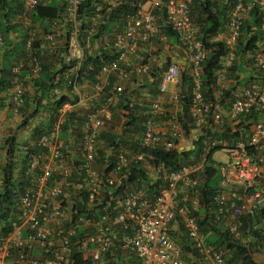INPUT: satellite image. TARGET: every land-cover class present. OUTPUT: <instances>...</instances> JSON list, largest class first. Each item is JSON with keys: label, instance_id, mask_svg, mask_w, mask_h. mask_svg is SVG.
<instances>
[{"label": "built area", "instance_id": "1", "mask_svg": "<svg viewBox=\"0 0 264 264\" xmlns=\"http://www.w3.org/2000/svg\"><path fill=\"white\" fill-rule=\"evenodd\" d=\"M43 1L22 0L23 26H28L27 12ZM82 1L63 0V22L70 36L64 63L73 61L75 72L80 61L74 52L79 50L82 58L87 53L79 38L83 33L87 40L97 26L93 18L89 28L82 29L85 22L78 13ZM191 2L138 0L135 12L124 16L110 39L112 60L103 63L95 77L91 94H103L99 109L86 111L77 129L67 130L63 137L60 126L71 113L70 104L58 110L56 120L36 140L39 151L29 156L23 173L27 186L11 210L1 197L0 175V218H12L8 232L0 233V264H71L77 247L92 264H183L181 250L170 235L178 230L200 264H227L197 224L198 187L205 172L213 170L216 184L206 210L214 221L225 224L234 239L243 219L264 210V0H235L224 26L211 37V42L225 48L212 73V99L203 87L208 52L197 39ZM253 7L260 14V39L243 57L250 60L249 78L236 85L228 76L237 61L240 28ZM162 8L164 24L177 41L174 45L185 54L183 64L153 56L155 41L170 40L159 33L156 12ZM98 10L95 6L94 15ZM57 27L54 22L52 37L59 36ZM76 76L68 82L72 91ZM154 78L158 81L151 91ZM130 80L145 90V98L137 99L144 118L137 148H104L98 135L109 127L111 109L122 94H131L130 87L124 89ZM14 101L18 107L22 103L20 86ZM198 141L197 155L175 169L168 170L154 159L155 151L181 154L194 150ZM216 151L226 154V162L213 160ZM133 167L142 170L147 185L137 175L128 180ZM79 205L84 215L74 218ZM106 254L109 258L102 261ZM260 255L264 264V244Z\"/></svg>", "mask_w": 264, "mask_h": 264}, {"label": "trees", "instance_id": "2", "mask_svg": "<svg viewBox=\"0 0 264 264\" xmlns=\"http://www.w3.org/2000/svg\"><path fill=\"white\" fill-rule=\"evenodd\" d=\"M137 1L138 0H83L78 10L81 22H85L82 24V29L89 28L91 19L95 18L97 21V26L90 36L89 43L92 44L101 37H109L111 39L112 35L119 31L124 16L135 12ZM234 1L235 0H192L190 4V16L193 24L197 28V39L208 52L203 63L202 81L204 91L209 99H212V92L209 88L212 83V73L218 66L220 57L225 51L222 43L211 42L210 39L224 26L227 10L232 6ZM241 1L246 2V0ZM21 5L22 0H0V26L4 25L3 28L5 31L14 27L9 25V21L19 13ZM95 6H99V10L96 12L97 15H94ZM63 11V0H44L43 3L31 10L30 16L33 21H51L58 19ZM156 15L159 33L177 43L174 34L164 24V9L162 8L157 11ZM259 22V10L257 7H253L240 28V37L237 40L235 51L237 61L232 68H230V74L228 76L236 85L241 84V82H246L249 78L248 73H245V66L250 63V60L246 63L243 57L255 47L260 39V32L258 30ZM108 43H110V41ZM109 50H111V46L106 50L98 49L96 53L85 55L78 65L76 72L77 82H86L87 84L93 83L99 72L100 66L112 60L113 54H111ZM43 54L45 55L46 52ZM53 58L54 54L43 57V59H47V61L40 64L38 76L32 81V95L27 98L24 95L22 96V98L25 97V99L24 103L19 107V113L23 118L19 127H24L28 120L35 117V115L40 113L44 114V121H39L31 130L30 135L33 140V145L29 149L30 152L27 151L25 153V158L28 157V153L39 151L36 140L56 120L58 110L63 105L73 104L75 101L71 100L67 95H55L53 93L61 89V74L71 70L74 66V62L65 64L59 60L58 65L54 66L52 61L54 60ZM182 79L184 80V77H182ZM157 81L158 79L154 78L150 83L149 88L151 91L154 90ZM66 88L68 89L67 91L70 90L69 86ZM230 89H233V87L231 86ZM127 104V94L124 92L115 108L111 109V112L114 110V112H119L121 115L122 124L119 133L113 132L112 126L110 125L105 131L98 135V138L103 141L104 148H137L136 137L142 128L144 118L141 111L143 109L140 106L134 105L128 107ZM185 108L186 101L182 103L183 111ZM60 127V134H62L61 137H63L67 130L70 132H73L71 131L72 129L76 130L78 123L72 120V114L70 113L65 116V120H63ZM4 144L6 146V163L0 170L3 178L1 197H4L7 206H9L11 210L13 209L14 199L24 190L27 186V182L23 179V176H19L16 179L13 178L12 167L14 163L12 162V143L4 142ZM199 144L200 141L196 143L194 150L181 154L155 151L153 153L154 159L162 162L168 170H172L180 164L189 162L191 157H195L197 155L196 147H199ZM211 153L212 152L208 155V159ZM99 154L101 155V152H99ZM75 167L76 163L73 164V170ZM136 175L140 178L141 184L147 185L140 168H131L128 180ZM215 184L216 176H214L213 170L206 171L198 187L200 192V209L197 215V224L201 232L207 234V242L222 253L227 264H262V262H258L257 260L254 261L251 253L252 248L254 249L256 247V249L259 250L264 244V210L252 218L242 220V224L238 231L239 236L244 238L245 242H242L239 238H232L224 228V223L222 221H214L211 212L206 210V207H208L210 203V196L214 190ZM75 210L76 214L74 218H77L81 213L84 215L85 211L82 209L81 205L77 206ZM11 222L12 218L8 215L0 218V224H4L0 232L2 235L8 232ZM77 233L78 236H80L81 231ZM170 235L173 238H180V247L184 254L188 255L190 258H196L195 252L190 247L182 231L178 230L177 233L172 232ZM108 258L109 256L106 254L102 261ZM71 264H92V262L83 258L82 252L77 247L72 250ZM184 264L189 263L187 262Z\"/></svg>", "mask_w": 264, "mask_h": 264}, {"label": "crops", "instance_id": "3", "mask_svg": "<svg viewBox=\"0 0 264 264\" xmlns=\"http://www.w3.org/2000/svg\"><path fill=\"white\" fill-rule=\"evenodd\" d=\"M21 11L22 5L19 13L9 21V25L14 27L5 31L3 28L4 25L0 26V170L6 163V146L4 142L12 143V162L14 163L12 167V176L15 179L19 176H23L29 156L34 153H28V157L25 158V153L29 151L30 147L33 145V140L30 135L31 130L39 121H44V114L40 113L28 120L24 127H19L23 119L19 113V107L24 103L25 97L22 98L21 105L19 107L16 106L14 101L15 89L20 86L22 89V96L24 95L26 98L31 96L33 92L32 81L37 78L39 73V70L35 72V66L38 65L40 67L42 62L47 61V59H43V57L47 55L50 56V54H54V60H52L54 66L58 65L59 60L64 63L67 54V41L70 37L67 29H65L63 13L55 20L33 21L30 16L31 11L27 12L26 17L28 26L25 27L22 25L24 19L20 15ZM54 22L57 23V28L59 30V36L57 37H52ZM79 41L82 44L85 42L83 47L86 49V55L96 53L98 49L106 50L110 46V43H108L110 41L109 37H101L90 44V38L86 40L85 35L82 33ZM169 42L173 43V45L175 44L171 39ZM44 52H46L45 55L43 54ZM109 52L111 53L112 51L109 50ZM74 56L78 61L84 58L81 57L79 50L74 52ZM79 57H81V59H79ZM156 58L158 60H171L177 62L179 65L185 63V60L174 51L167 52L164 50L159 52ZM73 68L74 66L71 70L61 74V89L58 91L56 90L54 94H64L69 96L71 100H75L73 104L68 105L67 109L71 112L72 119L76 118V120L73 121L79 123L81 116H83L86 111L89 109H99L103 94H91L93 93L96 79H94L91 84L77 82L75 91H72L70 87V90L67 91L68 89L66 87L69 86V80H71L77 72H75ZM141 84L142 86L145 85L144 82H141ZM129 87L131 94L127 95L128 104L131 103V105L139 106L137 94L140 91V84L136 80H130L124 86V89L126 88L129 90ZM115 118L120 122L119 127L111 124V121ZM109 123L108 125H111L113 130L116 129L118 132L120 131L122 118L119 112H114V110L111 112ZM74 172L73 170V173ZM257 261L261 262V260L258 259Z\"/></svg>", "mask_w": 264, "mask_h": 264}, {"label": "rangeland", "instance_id": "4", "mask_svg": "<svg viewBox=\"0 0 264 264\" xmlns=\"http://www.w3.org/2000/svg\"><path fill=\"white\" fill-rule=\"evenodd\" d=\"M167 51V52H175V53H178L181 58H183L185 60V54L183 53V51L181 50L180 47H178L177 45H173V43L169 42V40H165L164 42H157L155 41L154 44H153V56L156 58L157 57V54H159V52H162V51ZM247 63V61H246ZM246 69H245V72H248V64H246ZM143 94H145V90L140 88V91L139 93L137 94L138 98H145L143 96ZM119 120L118 119H114L113 121H111V124H114L116 125L117 127H119ZM113 132L115 133H118V130H112ZM62 136V134H60V137ZM212 158L215 162L217 163H224L226 162L227 160V157H226V154H224L222 151H216L212 154ZM178 231H176L177 233ZM239 240H241L242 242H245V239L242 238L241 236L238 237ZM174 240L175 242L177 243V245L179 246L180 250L181 247H180V238H176L174 237ZM251 256L253 258V260H261V255H260V249H256V247L253 249L252 248V253H251ZM181 260H182V263H189V264H200L196 258H190L188 255L184 254L182 251H181Z\"/></svg>", "mask_w": 264, "mask_h": 264}, {"label": "clouds", "instance_id": "5", "mask_svg": "<svg viewBox=\"0 0 264 264\" xmlns=\"http://www.w3.org/2000/svg\"><path fill=\"white\" fill-rule=\"evenodd\" d=\"M112 130H113V128H112ZM119 133V132H118ZM224 227H225V225H224ZM261 250V249H260ZM86 259V258H85ZM262 262V261H261Z\"/></svg>", "mask_w": 264, "mask_h": 264}]
</instances>
